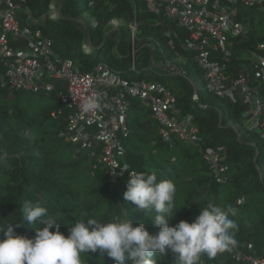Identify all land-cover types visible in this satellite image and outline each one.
Returning <instances> with one entry per match:
<instances>
[{"label":"trees","instance_id":"trees-1","mask_svg":"<svg viewBox=\"0 0 264 264\" xmlns=\"http://www.w3.org/2000/svg\"><path fill=\"white\" fill-rule=\"evenodd\" d=\"M13 1L19 7L20 25L40 30L51 43L53 58L71 60L81 73L104 64L131 81L161 83L175 96L180 113L192 118L200 138L197 144L188 145L175 137L165 143L149 108L131 99L124 163L129 171L154 172L158 182H174L176 192L168 214L169 219L173 217L171 226L181 220L191 223L207 203L236 209L230 216L237 225L236 248L215 258L202 254L198 264H247L236 259L238 251L264 258V169L260 168V163L264 167V130L248 131L243 116L247 106L239 98L231 101L208 89L193 54L181 49L187 32L173 20L150 14L143 0ZM51 6L59 14L57 18L50 17ZM234 18L244 26V34L230 38L222 56L212 57L222 69L225 84L240 72L251 73L246 56L264 43V28L260 27L264 11L238 9ZM112 21L118 22L116 29ZM133 24L137 27L132 43ZM9 43L19 50L29 47L24 39L10 37ZM88 44L90 51L86 52L83 46ZM167 64L185 75L172 73ZM4 72L0 61V77ZM64 88L57 82L51 92L35 94L0 85V151L8 154L0 164V224L21 223L22 206L31 202L45 207L47 214L32 225L26 221L19 228L14 225L17 234L32 237L36 229L54 219L53 227L58 225L67 236L66 223L85 218L101 223L130 218L134 225L144 223L154 234L157 228L151 222L155 213H137L135 206L123 199L129 177H120L110 186L105 168L96 159L59 139L69 114L56 98ZM42 100L46 101L43 105ZM208 150L219 151L228 167L225 185L212 177L211 167L203 158ZM240 198L244 199L242 205L237 204ZM247 245L252 249L247 250ZM81 258L86 264H114L98 252L82 254ZM154 258L157 264L174 261L170 251Z\"/></svg>","mask_w":264,"mask_h":264},{"label":"built area","instance_id":"built-area-1","mask_svg":"<svg viewBox=\"0 0 264 264\" xmlns=\"http://www.w3.org/2000/svg\"><path fill=\"white\" fill-rule=\"evenodd\" d=\"M143 1L150 14L173 20L187 32V40L181 44V49L193 54V61L201 70L208 89L231 101L239 98L247 106L243 116L248 131L262 130L263 133L264 43L258 44L246 56L251 73L240 72L229 84H225L222 69L212 57L222 56L230 38L244 34V26L234 18L236 11H264V0ZM50 8V17L57 18L59 14L54 6ZM18 10L13 0H0V61L5 67L0 77L1 87L37 94L51 92L53 83L62 82L65 88L56 98L69 110V114L65 129L58 137L63 143L85 151L90 158L96 159L105 168L110 186L115 185L120 177H129L128 171L120 175L119 169L112 168L113 162L124 164V141L129 135L126 118L131 99H138L149 108L152 119L158 125V135L165 143H170L173 137L188 145L199 142L198 129L192 118L180 113L175 96L164 85L131 81L104 64L95 66L90 73L77 71L71 60L52 57L51 43L40 30L20 25ZM111 24L113 29L118 26L117 21ZM136 27V24L130 27L132 43ZM10 37L26 40L28 49H15L9 43ZM83 48L89 52L90 44ZM166 67L176 75H185L170 64ZM130 71H136L133 61ZM92 96L97 97L101 108L84 113L81 106ZM194 99H197L196 95ZM203 158L210 165L215 182L225 185L228 182V167L222 162L220 152L208 150L203 153ZM243 203V198L237 200L238 205ZM246 249L251 250L252 246L247 245ZM236 259L247 264H264V258L242 251H238Z\"/></svg>","mask_w":264,"mask_h":264},{"label":"clouds","instance_id":"clouds-1","mask_svg":"<svg viewBox=\"0 0 264 264\" xmlns=\"http://www.w3.org/2000/svg\"><path fill=\"white\" fill-rule=\"evenodd\" d=\"M84 113L99 110L96 96L89 97L81 106ZM7 152L0 151V164L7 160ZM119 174L128 171L129 179L123 199L134 205L137 213L154 212L151 224L157 228L151 234L144 223L134 225L130 218H111L101 223L96 218L66 223L67 236L51 220L34 231V236L17 234L15 228L26 221L32 225L47 214L39 203L26 202L22 206L21 223L0 224V264H86L82 254L99 253L114 264H157L154 258L168 251L174 255L173 264H198L201 255L215 258L236 246V223L230 216L236 214L232 206L221 208L207 203L191 223L179 221L174 226L168 218L172 208L175 184L172 180L157 181L156 174L129 171V165L113 162ZM70 225V226H68Z\"/></svg>","mask_w":264,"mask_h":264},{"label":"rangeland","instance_id":"rangeland-1","mask_svg":"<svg viewBox=\"0 0 264 264\" xmlns=\"http://www.w3.org/2000/svg\"><path fill=\"white\" fill-rule=\"evenodd\" d=\"M256 23H257V20H256ZM260 27L261 28H264V24H262V25H260ZM133 73V72H132ZM46 103V101L45 100H42V105L43 104H45ZM260 168L263 170L264 169V167H263V165L260 163Z\"/></svg>","mask_w":264,"mask_h":264},{"label":"water","instance_id":"water-1","mask_svg":"<svg viewBox=\"0 0 264 264\" xmlns=\"http://www.w3.org/2000/svg\"><path fill=\"white\" fill-rule=\"evenodd\" d=\"M195 102H197V99H194Z\"/></svg>","mask_w":264,"mask_h":264}]
</instances>
